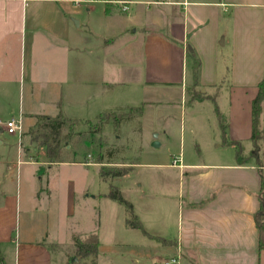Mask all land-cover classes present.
<instances>
[{
    "label": "crops",
    "instance_id": "crops-1",
    "mask_svg": "<svg viewBox=\"0 0 264 264\" xmlns=\"http://www.w3.org/2000/svg\"><path fill=\"white\" fill-rule=\"evenodd\" d=\"M122 1L126 10L82 0H0V145L1 135L13 134L5 121L19 118L22 124L27 118L22 133L37 115L76 118L96 87L131 86L143 96L179 86L182 96L189 55L198 60L197 83L209 90L207 97H219L224 88L219 112L229 139L252 147L251 102L264 64V0ZM260 126L258 161L250 155L239 162L235 147L222 143L218 124L205 156L160 164L174 176L173 194L160 196L162 208H175L174 227L166 228L161 215L162 245L152 262L176 257L173 264H264L254 220L264 204V98ZM20 134L15 162L0 153V264H54L49 233L41 230L38 239L31 219L26 229L19 228L18 169L39 162L30 147L20 145ZM22 152L24 162L18 160ZM36 193L32 188L30 195ZM56 262L67 264L63 255Z\"/></svg>",
    "mask_w": 264,
    "mask_h": 264
},
{
    "label": "rangeland",
    "instance_id": "rangeland-1",
    "mask_svg": "<svg viewBox=\"0 0 264 264\" xmlns=\"http://www.w3.org/2000/svg\"><path fill=\"white\" fill-rule=\"evenodd\" d=\"M91 5L94 4H88ZM134 5L131 4V7ZM96 6L104 8L105 4L97 2ZM83 9L86 10L85 5ZM84 16H87L85 12ZM90 17L92 21L96 20L95 15ZM96 25L99 27L97 22ZM220 49L226 50L227 46ZM84 57L89 58L86 51ZM97 59L96 66L99 67ZM192 70L193 58L188 55L184 65L186 84L182 96L179 86L166 92L158 89L154 94L143 96L137 95L131 86L96 87V94L92 93L93 96L83 106L84 111H78L76 114L80 115L76 118L95 120L102 111L127 106H143L142 113H132L129 119L118 124H104L92 139L94 147L82 136L78 141L73 139L70 149L62 147V153L69 161L43 164L40 162L45 159L43 148L28 144V139L25 141L35 155L33 160L39 162L19 166L21 214L18 224L21 230L26 229L31 219L30 226L38 231V239L41 230L49 233L51 237L46 238V243L54 264L62 255L67 264H91V258H84L75 252L74 237L83 243H97L95 264H163L161 257L156 262L151 261L152 254H157L162 242L139 229L127 228L126 208L111 200L108 193L111 185L116 186L148 233L160 235L158 224L162 221L161 215L165 216V227L172 230L174 222L171 215L175 208L173 211L170 205L162 208L160 196L173 194L174 176L172 170L169 172L160 164L171 162L174 158H193L197 154L205 156V144L213 129H218L217 111L222 113L225 106L224 88L219 91V97L214 94L207 97L209 90L192 81ZM92 90L89 89L90 92ZM196 93L202 96L197 97ZM21 119L23 126L29 121ZM86 131L82 129L84 134ZM18 138V132L1 135L0 153L13 162L16 161ZM153 140L159 143L158 146H152ZM97 141L102 142V146L96 147ZM225 149L231 148L228 146ZM106 151L118 166L134 163L133 168L125 175L104 179L99 165L81 163L85 157L93 162L100 161L99 153L104 155L101 161L106 162ZM251 152L250 144L242 147L243 158L250 156ZM18 160L24 162L28 157L22 152ZM34 187L38 193L31 196Z\"/></svg>",
    "mask_w": 264,
    "mask_h": 264
},
{
    "label": "trees",
    "instance_id": "trees-1",
    "mask_svg": "<svg viewBox=\"0 0 264 264\" xmlns=\"http://www.w3.org/2000/svg\"><path fill=\"white\" fill-rule=\"evenodd\" d=\"M197 69H198V60L194 57L193 60V82L197 83ZM197 97H200L201 94L196 93ZM264 98V64H263V74L259 82L257 83V93L251 102V134L250 141L252 142V152L251 156L258 161L259 157V142L262 137V128L260 126V113H261V104ZM128 107V106H127ZM127 107H120L114 111H102L97 116L96 119H77L69 118L64 116L62 113H58L55 116L49 115H37L35 116L36 120L26 131L20 134V145L24 148L29 147L25 141L28 139V144H35L38 147L43 148L44 156L49 163L68 161V157L62 153V147L66 148L70 146L69 144L73 139L78 141L83 138L88 139L94 147L95 136L102 128V126L108 122H113L118 124L126 119H129L132 113L141 114L143 106L140 107H128L126 110L130 115L124 111ZM217 120L221 132V138L223 144H231L235 147L236 159L239 162L244 160L242 153V147L238 141L230 140L227 136V125L224 121V118L217 111ZM85 128V129H84ZM83 130H87L84 134ZM82 138V139H83ZM96 139H98L96 137ZM96 144V147L102 146V142ZM87 156V155H86ZM104 155L99 153L97 161L102 163L100 165L99 171L101 177L104 179L112 178L114 176H122L127 174L131 170V164L126 166L115 165V162H112L111 156H108L106 151V162H102ZM87 159V157H85ZM262 190L264 189V179L262 178L261 183ZM108 197L117 202L120 205H123L126 208L128 216L126 218V226L129 228L139 229L143 234H146L155 239H161L157 235H152L148 233L141 225L138 218L132 213V207L129 202L123 198L119 189L111 185ZM255 225L259 231L258 239V248L264 249V204L261 201L258 211L254 214ZM74 247L75 252L79 253L84 258H91V264H95V256L97 253V243H83L77 237H74Z\"/></svg>",
    "mask_w": 264,
    "mask_h": 264
},
{
    "label": "built area",
    "instance_id": "built-area-1",
    "mask_svg": "<svg viewBox=\"0 0 264 264\" xmlns=\"http://www.w3.org/2000/svg\"><path fill=\"white\" fill-rule=\"evenodd\" d=\"M84 2H102V3H117L121 5L122 10H126V2L122 0H82ZM1 124V122H0ZM5 129L8 133L18 132L19 134L22 131V124L19 118H10L4 123ZM179 159H174L173 163H178ZM177 261L176 257H171L163 261V264H173Z\"/></svg>",
    "mask_w": 264,
    "mask_h": 264
},
{
    "label": "water",
    "instance_id": "water-1",
    "mask_svg": "<svg viewBox=\"0 0 264 264\" xmlns=\"http://www.w3.org/2000/svg\"><path fill=\"white\" fill-rule=\"evenodd\" d=\"M151 144H152V146H158L159 143L157 141L153 140Z\"/></svg>",
    "mask_w": 264,
    "mask_h": 264
}]
</instances>
